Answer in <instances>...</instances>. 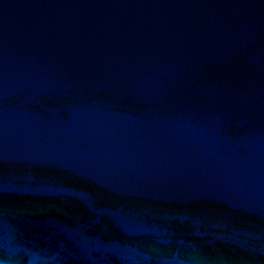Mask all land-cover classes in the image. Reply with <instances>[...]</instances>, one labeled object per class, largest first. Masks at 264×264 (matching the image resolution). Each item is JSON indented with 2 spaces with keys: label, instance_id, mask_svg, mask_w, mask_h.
Returning a JSON list of instances; mask_svg holds the SVG:
<instances>
[{
  "label": "water",
  "instance_id": "1",
  "mask_svg": "<svg viewBox=\"0 0 264 264\" xmlns=\"http://www.w3.org/2000/svg\"><path fill=\"white\" fill-rule=\"evenodd\" d=\"M0 264H264V0H0Z\"/></svg>",
  "mask_w": 264,
  "mask_h": 264
}]
</instances>
